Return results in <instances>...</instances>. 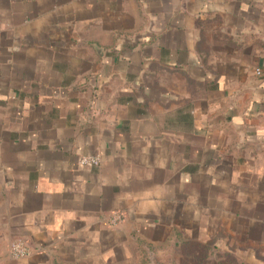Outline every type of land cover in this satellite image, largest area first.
I'll return each mask as SVG.
<instances>
[{
    "label": "crops",
    "instance_id": "1",
    "mask_svg": "<svg viewBox=\"0 0 264 264\" xmlns=\"http://www.w3.org/2000/svg\"><path fill=\"white\" fill-rule=\"evenodd\" d=\"M212 194L264 229V0H0V264H119Z\"/></svg>",
    "mask_w": 264,
    "mask_h": 264
},
{
    "label": "rangeland",
    "instance_id": "2",
    "mask_svg": "<svg viewBox=\"0 0 264 264\" xmlns=\"http://www.w3.org/2000/svg\"><path fill=\"white\" fill-rule=\"evenodd\" d=\"M216 195L210 197L209 212L192 221H176L154 244L136 241L119 264H264V229L257 224L253 228L248 213L236 219L227 210L234 209L233 202ZM176 232L184 235L177 238ZM205 243L210 249L206 254H211L206 260Z\"/></svg>",
    "mask_w": 264,
    "mask_h": 264
},
{
    "label": "built area",
    "instance_id": "3",
    "mask_svg": "<svg viewBox=\"0 0 264 264\" xmlns=\"http://www.w3.org/2000/svg\"><path fill=\"white\" fill-rule=\"evenodd\" d=\"M258 74H260V72H258ZM79 164L87 167H98L101 164V158L97 155H83L79 159ZM120 221L121 217L115 215L109 221V224L111 226H116ZM9 255L14 260H22L28 258L31 255V251L24 242L17 240L10 244Z\"/></svg>",
    "mask_w": 264,
    "mask_h": 264
},
{
    "label": "trees",
    "instance_id": "4",
    "mask_svg": "<svg viewBox=\"0 0 264 264\" xmlns=\"http://www.w3.org/2000/svg\"><path fill=\"white\" fill-rule=\"evenodd\" d=\"M182 235H184L183 233H181V232H176V236H178L177 238H181V236ZM139 244L141 243H144V241L143 240H141V239H137L136 240ZM189 244V243H188ZM206 244V243H205ZM203 247H206L205 249H203V253H202V258L204 259V260H206V259H208L209 258V256L211 255V254H206V253H208L209 251H210V249H208L207 248V244L206 245H203ZM171 264H177V263H171Z\"/></svg>",
    "mask_w": 264,
    "mask_h": 264
}]
</instances>
